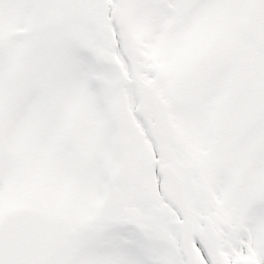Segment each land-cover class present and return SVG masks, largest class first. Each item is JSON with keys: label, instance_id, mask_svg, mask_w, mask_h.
<instances>
[{"label": "snow or ice", "instance_id": "snow-or-ice-1", "mask_svg": "<svg viewBox=\"0 0 264 264\" xmlns=\"http://www.w3.org/2000/svg\"><path fill=\"white\" fill-rule=\"evenodd\" d=\"M0 264H264V0H0Z\"/></svg>", "mask_w": 264, "mask_h": 264}]
</instances>
